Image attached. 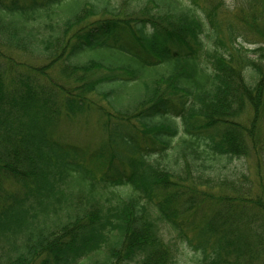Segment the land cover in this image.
<instances>
[{"label": "trees", "instance_id": "trees-1", "mask_svg": "<svg viewBox=\"0 0 264 264\" xmlns=\"http://www.w3.org/2000/svg\"><path fill=\"white\" fill-rule=\"evenodd\" d=\"M194 9L0 0V264H176L165 227L198 264H261L264 26L251 15L249 43L231 25L228 47L216 9L209 23ZM3 48L46 65L19 69ZM113 85L140 96L119 104ZM90 114L104 142L87 149L59 127Z\"/></svg>", "mask_w": 264, "mask_h": 264}, {"label": "rangeland", "instance_id": "rangeland-1", "mask_svg": "<svg viewBox=\"0 0 264 264\" xmlns=\"http://www.w3.org/2000/svg\"><path fill=\"white\" fill-rule=\"evenodd\" d=\"M133 0H129V5L125 6L122 4V0H112V4L114 7H117L118 10L122 11L123 9H129L130 5ZM184 4L193 6L195 8L196 14L201 17L203 20L209 23L207 16L208 11L207 9H216V15L217 20L219 21L221 25V31L223 32V37L226 40V43L228 47L231 46L228 35H229V29L231 25L236 26V31L239 32L244 36V41H247L249 43H252V41L259 40L260 36L258 33V30L254 25H251L253 29H250L245 24H249L251 22V15L254 14L258 18L259 24L264 26V17L262 16L264 13V0H256L251 5L248 2L243 3V0H196L193 4V0H181ZM126 19H134L131 16L125 17ZM207 19V20H206ZM243 39V38H242ZM240 39V40H242ZM239 40V39H238ZM132 46L136 48L134 42L132 41ZM5 59L7 62L11 61L14 66H16L19 69L26 70L24 67H41L46 65V60L42 59L40 57H33L29 56L26 53L23 52H13L10 53V50H7L5 48L1 49ZM136 55V53L134 54ZM2 57H0V60ZM142 74L144 75H153L150 73V71H142ZM103 75H108L107 71H100L95 72L92 74V77H100ZM48 77L50 79L54 78V81L59 82L60 84L64 83L63 77L61 74V67H53L52 69L48 70ZM43 79V77H41ZM43 81H40L42 83ZM45 83V82H44ZM53 86H57L56 84ZM58 87V86H57ZM112 88L116 90L115 99H117V103L124 104L126 99L129 95H133V91L130 89H124L118 86L113 85ZM59 89V88H58ZM60 94L63 95V92L60 91ZM140 96L139 93H135L133 95L134 98H138ZM88 99H92L94 101L98 102L99 106L105 107L106 110H109V107L107 104L102 101L101 99H104L103 97L94 95L90 96ZM250 117H252L251 110H247L246 113L243 116V121L248 120ZM67 119L63 118L61 124H60V132L63 134L65 138H67L70 141L77 142L82 145V148H95V146L99 145L103 139V136H101L102 132V121L103 118L98 114H90V115H82L78 116L76 118H73L72 121L66 122ZM181 122V120H179ZM66 122V123H65ZM182 123V122H181ZM140 129V128H139ZM139 136H142L138 140H140L141 143H143V133L140 130ZM104 142V139H103ZM249 165L251 168H254L255 165V159L252 157L248 161L245 159L242 161L235 160L232 163V166H237L240 168L244 167V164ZM90 164H93L90 162ZM200 220V218H199ZM163 234L165 238L168 239H175L176 247H177V263L176 264H198L199 260L195 257L194 252L191 251L188 247L181 245V242L177 240L176 234L173 230L169 228H163ZM263 258L259 260L257 263L263 262Z\"/></svg>", "mask_w": 264, "mask_h": 264}]
</instances>
